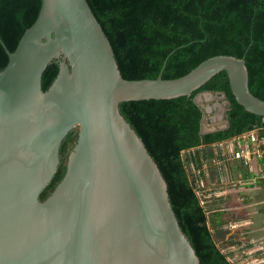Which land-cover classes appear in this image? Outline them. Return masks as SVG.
Segmentation results:
<instances>
[{
    "label": "water",
    "instance_id": "water-1",
    "mask_svg": "<svg viewBox=\"0 0 264 264\" xmlns=\"http://www.w3.org/2000/svg\"><path fill=\"white\" fill-rule=\"evenodd\" d=\"M0 41L9 56L0 71V264H201L120 104L190 96L226 71L238 103L264 117L245 55L211 56L177 78L126 79L88 0H42L15 51ZM53 61L58 74L43 89ZM205 120L203 133L228 126L205 129ZM74 129L65 174L41 200Z\"/></svg>",
    "mask_w": 264,
    "mask_h": 264
},
{
    "label": "trees",
    "instance_id": "trees-1",
    "mask_svg": "<svg viewBox=\"0 0 264 264\" xmlns=\"http://www.w3.org/2000/svg\"><path fill=\"white\" fill-rule=\"evenodd\" d=\"M88 2L111 41L126 79L157 78L160 74L163 78H177L211 56L245 55L250 89L264 100V0ZM41 4L42 0H0V37L10 51H15L25 30L36 20ZM8 61L7 50L0 41V71ZM58 71L56 61L48 65L42 77L43 89L52 84ZM206 91L225 95L228 126L203 133L202 123L208 111L205 103L196 102V97ZM120 111L158 164L179 223L201 264H232L213 238L207 204L201 201L203 165L209 157L224 162L223 150L214 143L263 127V117L238 103L226 71L212 77L190 96L126 101L120 104ZM263 134L264 129L260 136ZM76 139L74 129L61 146L60 166L42 192L41 200L63 178ZM186 164L192 166V174ZM220 214L216 212L214 220Z\"/></svg>",
    "mask_w": 264,
    "mask_h": 264
},
{
    "label": "rangeland",
    "instance_id": "rangeland-1",
    "mask_svg": "<svg viewBox=\"0 0 264 264\" xmlns=\"http://www.w3.org/2000/svg\"><path fill=\"white\" fill-rule=\"evenodd\" d=\"M197 98L211 109L204 122L205 129L226 125L224 97L217 94L209 97L203 92ZM220 166L216 159L211 157L207 159L203 165L205 174L202 177L203 190L199 191L202 203L207 204L213 238L220 249L228 255L232 264H261L259 218L260 216L261 219L264 218V212L261 213V189L246 190L241 188L243 185L240 183H231ZM229 166L232 168V165ZM186 169L189 174L193 173L191 165L186 164ZM216 212L221 213L218 220H214Z\"/></svg>",
    "mask_w": 264,
    "mask_h": 264
},
{
    "label": "crops",
    "instance_id": "crops-1",
    "mask_svg": "<svg viewBox=\"0 0 264 264\" xmlns=\"http://www.w3.org/2000/svg\"><path fill=\"white\" fill-rule=\"evenodd\" d=\"M264 135V134H263ZM216 146H220L225 154L226 160L216 159L221 165V170L224 169L226 178L231 183H240L243 185L242 189L258 190L261 189V213L264 212V144H261V154L254 152L255 144L249 142L246 138L233 137L228 140L214 143ZM247 148L251 151L250 158L236 157V152ZM231 156V158H229ZM231 160V162H229ZM226 162V163H225ZM223 163V166H222ZM232 165V168L231 166ZM232 170V172H231ZM248 173V175H246ZM235 189V188H232ZM259 225L261 227V264H264V218L260 216Z\"/></svg>",
    "mask_w": 264,
    "mask_h": 264
},
{
    "label": "built area",
    "instance_id": "built-area-1",
    "mask_svg": "<svg viewBox=\"0 0 264 264\" xmlns=\"http://www.w3.org/2000/svg\"><path fill=\"white\" fill-rule=\"evenodd\" d=\"M263 121H264V117H263ZM264 129L263 127H256L253 130L246 132L244 134H241L239 136H237L236 138H246L249 140V142H252L255 144V149L254 152L261 154V144H264V135L260 136V132H262V130ZM250 153L251 151L247 150V148L242 149L238 152L235 153L236 157H244L245 159H249L250 158ZM262 176H264V174H262ZM201 185H202V180H201Z\"/></svg>",
    "mask_w": 264,
    "mask_h": 264
}]
</instances>
